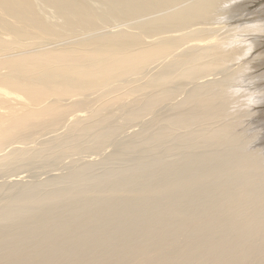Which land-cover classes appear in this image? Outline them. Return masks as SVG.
Listing matches in <instances>:
<instances>
[{
	"label": "bare ground",
	"instance_id": "bare-ground-1",
	"mask_svg": "<svg viewBox=\"0 0 264 264\" xmlns=\"http://www.w3.org/2000/svg\"><path fill=\"white\" fill-rule=\"evenodd\" d=\"M254 1L0 0V264H264Z\"/></svg>",
	"mask_w": 264,
	"mask_h": 264
},
{
	"label": "clouds",
	"instance_id": "clouds-1",
	"mask_svg": "<svg viewBox=\"0 0 264 264\" xmlns=\"http://www.w3.org/2000/svg\"><path fill=\"white\" fill-rule=\"evenodd\" d=\"M257 91H259V90H257ZM244 103H245L246 107L251 110L254 107L260 105L261 103H264V99H260L257 96H252L249 99H246Z\"/></svg>",
	"mask_w": 264,
	"mask_h": 264
},
{
	"label": "rangeland",
	"instance_id": "rangeland-1",
	"mask_svg": "<svg viewBox=\"0 0 264 264\" xmlns=\"http://www.w3.org/2000/svg\"><path fill=\"white\" fill-rule=\"evenodd\" d=\"M256 2H257V3H256ZM263 2H264V0H257V1H254V3L252 4V5H254V6H251V8H252V9H255V8L258 7L259 5L264 4ZM262 49H263V48H262Z\"/></svg>",
	"mask_w": 264,
	"mask_h": 264
}]
</instances>
